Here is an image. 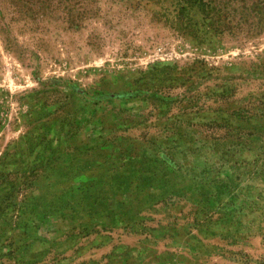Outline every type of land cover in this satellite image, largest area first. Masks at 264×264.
<instances>
[{
    "label": "rangeland",
    "instance_id": "374dc122",
    "mask_svg": "<svg viewBox=\"0 0 264 264\" xmlns=\"http://www.w3.org/2000/svg\"><path fill=\"white\" fill-rule=\"evenodd\" d=\"M220 5L0 0V264H264V0Z\"/></svg>",
    "mask_w": 264,
    "mask_h": 264
},
{
    "label": "trees",
    "instance_id": "16d2710c",
    "mask_svg": "<svg viewBox=\"0 0 264 264\" xmlns=\"http://www.w3.org/2000/svg\"><path fill=\"white\" fill-rule=\"evenodd\" d=\"M221 0H172L174 3L175 14L171 18L165 17L163 22L169 24L170 27L176 30L186 31L187 33L193 30V25L190 19L186 17V10L195 7L203 19L210 20L209 24H215L218 21L214 20ZM208 24V25H209Z\"/></svg>",
    "mask_w": 264,
    "mask_h": 264
}]
</instances>
